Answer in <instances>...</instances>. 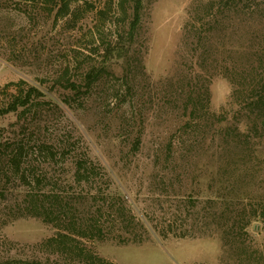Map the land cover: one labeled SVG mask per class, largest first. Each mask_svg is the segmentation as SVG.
I'll return each instance as SVG.
<instances>
[{"label": "rangeland", "instance_id": "1", "mask_svg": "<svg viewBox=\"0 0 264 264\" xmlns=\"http://www.w3.org/2000/svg\"><path fill=\"white\" fill-rule=\"evenodd\" d=\"M128 1L126 14L114 0H75L60 15L44 0H0V259L77 264L42 245L59 229L28 216V201L50 187L70 203L93 195L90 182L67 186L73 163L87 161L113 175L97 191L119 192L152 218L182 207L209 222L195 237L122 243L110 227L80 239L98 257L264 264V0L224 20L221 55L182 38L189 8L205 0H138L133 27ZM252 93L262 98L254 108ZM20 95L27 104L2 114ZM21 172L39 184L22 186ZM90 195L71 213L96 218L102 196Z\"/></svg>", "mask_w": 264, "mask_h": 264}, {"label": "trees", "instance_id": "2", "mask_svg": "<svg viewBox=\"0 0 264 264\" xmlns=\"http://www.w3.org/2000/svg\"><path fill=\"white\" fill-rule=\"evenodd\" d=\"M75 1V0H72ZM71 0H44L45 3L50 2L52 4L51 9L59 5L58 12L60 15H65L69 12L71 6ZM132 15L133 20L131 27H133L135 20L137 19V4L138 0H132ZM246 0H237L232 5H228L225 0H205L192 4L189 8L187 19L182 27V38L185 43L192 44L194 47L193 51L197 52L200 48L209 49L214 46L215 50L219 54H223L227 48L226 43L220 39L226 34L227 28H222L228 20L234 15L239 13L244 14L242 10ZM130 2L128 0H114L113 7L115 10L126 14L125 5ZM253 6H251V13L255 10L256 0H251ZM243 4V5H242ZM100 12V11H99ZM223 16V18H220ZM224 20L226 22L224 23ZM217 53V52H216ZM199 54V51H198ZM240 93L238 85H234L232 82V90L230 94V103L234 104L235 99ZM29 95L16 97L14 101L3 109L2 114H6L11 111H15L19 107H23L27 104V98ZM259 94L252 93L249 97L248 106L250 108L257 107L261 101ZM192 112V111H191ZM189 114H193V112ZM256 124V123H254ZM253 124V125H254ZM16 158V155L15 157ZM14 160V159H12ZM17 170L18 164L16 163ZM22 175V186L26 188H34L35 185L39 184L38 177L32 176L27 180ZM113 178L111 171L104 169V172L87 161H75L73 163L71 181L68 182L67 186L70 188L72 184H91L93 186L94 193L90 195V191L87 192L83 199L85 200L87 195L92 196L93 199L97 195L102 196V204L97 205L96 214L97 217L86 218L84 214L75 216L72 214L70 209H73L76 205L81 206L87 200L79 201L74 199L75 202L66 200V197L62 196L60 192L55 193L54 189L50 187L48 193H43L42 198H37L36 201L31 199L28 202L29 213L28 216L40 217L44 222L51 223L54 227L58 228L59 231L49 238H47L42 245L46 248H52L58 255H70L74 254L77 259V264H114L106 261L104 258L98 257L88 248L82 246L80 239H103L107 234L112 233L110 227L115 228V234L113 237L122 243H141L148 239V237H161L166 238L172 237H195L203 235L209 228V222L207 223L206 217H200L199 221L193 219V215L186 214L184 208L178 207L172 209L169 212H165L162 215L150 217L149 213L138 210L132 205L129 199L119 192H112L108 189L107 192L97 191L101 183L106 180ZM31 188V189H32ZM3 196V194H1ZM90 198V197H88ZM87 198V199H88ZM107 198L110 200H117L118 203H111L106 205L105 201ZM116 198V199H115ZM46 201V205L45 202ZM40 202V204L38 203ZM192 207H195L193 205ZM85 208V207H84ZM84 211H82L83 213ZM247 223L243 226L246 227ZM208 227V228H206ZM209 230V229H208ZM199 235H198V234ZM64 260V261H63ZM0 264H73L69 263L68 260L63 258L62 260H56L52 263L48 261L42 262L40 260H22V259H0Z\"/></svg>", "mask_w": 264, "mask_h": 264}]
</instances>
